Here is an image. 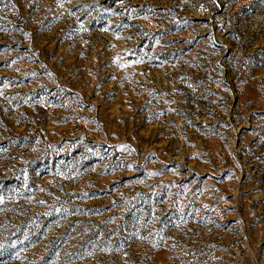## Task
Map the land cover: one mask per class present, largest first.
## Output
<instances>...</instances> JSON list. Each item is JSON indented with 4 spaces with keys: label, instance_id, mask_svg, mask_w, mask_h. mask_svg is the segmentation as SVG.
<instances>
[{
    "label": "rangeland",
    "instance_id": "rangeland-1",
    "mask_svg": "<svg viewBox=\"0 0 264 264\" xmlns=\"http://www.w3.org/2000/svg\"><path fill=\"white\" fill-rule=\"evenodd\" d=\"M0 264H264V0H0Z\"/></svg>",
    "mask_w": 264,
    "mask_h": 264
}]
</instances>
